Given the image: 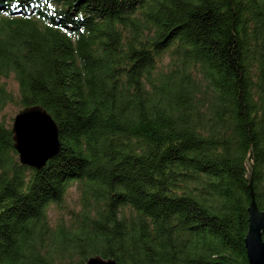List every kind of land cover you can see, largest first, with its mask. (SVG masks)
<instances>
[{
    "label": "trees",
    "instance_id": "16d2710c",
    "mask_svg": "<svg viewBox=\"0 0 264 264\" xmlns=\"http://www.w3.org/2000/svg\"><path fill=\"white\" fill-rule=\"evenodd\" d=\"M249 148L264 210V0H0V264H247Z\"/></svg>",
    "mask_w": 264,
    "mask_h": 264
},
{
    "label": "water",
    "instance_id": "95a60500",
    "mask_svg": "<svg viewBox=\"0 0 264 264\" xmlns=\"http://www.w3.org/2000/svg\"><path fill=\"white\" fill-rule=\"evenodd\" d=\"M12 147L17 162L34 169H40L54 156L60 147L57 126L51 116L40 106L23 107L12 117L9 127ZM248 156L244 160L248 170L245 174L250 201L246 207L247 228L243 237L247 264H264V210H259L254 202L251 189V163ZM83 264H117L109 258L98 255L88 257Z\"/></svg>",
    "mask_w": 264,
    "mask_h": 264
},
{
    "label": "rangeland",
    "instance_id": "374dc122",
    "mask_svg": "<svg viewBox=\"0 0 264 264\" xmlns=\"http://www.w3.org/2000/svg\"><path fill=\"white\" fill-rule=\"evenodd\" d=\"M5 83L7 84V87L13 92L15 93V84L11 81V80H6ZM20 109L17 108L15 105H9V106H6L3 110V119H8V122H9V127H10V124H11V121H12V117L17 113V111H19ZM69 196L70 197H74L75 194L71 191V189L69 190ZM56 217V214L54 213L53 214V217H52V214L50 215V218L53 220V218Z\"/></svg>",
    "mask_w": 264,
    "mask_h": 264
}]
</instances>
